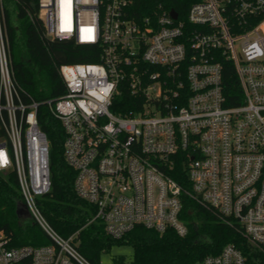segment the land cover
I'll return each instance as SVG.
<instances>
[{"label":"built area","instance_id":"obj_1","mask_svg":"<svg viewBox=\"0 0 264 264\" xmlns=\"http://www.w3.org/2000/svg\"><path fill=\"white\" fill-rule=\"evenodd\" d=\"M46 35L95 47L98 60L59 66L64 93L25 100L9 56L0 0V172L13 169L30 219L47 245H9L0 264H93L61 236L37 199L51 187L49 141L38 122L46 105L64 130L63 153L89 222L112 238L142 225L188 232L184 197L236 224L264 254V0H196L183 20L160 7L138 17L134 0H39ZM240 99L228 103L222 62ZM135 99L119 114L113 97ZM180 166L185 184L172 173ZM195 264H246L226 244Z\"/></svg>","mask_w":264,"mask_h":264},{"label":"trees","instance_id":"obj_2","mask_svg":"<svg viewBox=\"0 0 264 264\" xmlns=\"http://www.w3.org/2000/svg\"><path fill=\"white\" fill-rule=\"evenodd\" d=\"M9 1L16 6V20L11 19L3 2L4 26L11 67L23 90V98L40 102L64 93L59 66L95 62L98 60L96 48L48 37L39 16V0ZM194 1L134 0V8L138 17L153 15L160 7L173 8L185 20ZM222 67L224 91L228 103L234 104L240 99L236 75L230 63L223 61ZM112 102L115 111L124 115L135 105V99L124 88ZM38 122L49 141L51 178L50 190L37 199L38 205L57 233L65 238L71 236L77 250L91 263L101 264V257L108 255L110 264H195L231 243L241 250L246 264H264V254L245 238L236 224L222 221L216 210L190 197L183 198L181 210V217L188 227L186 235L179 236L173 230L158 233L137 225L121 237H110L102 223L89 222L94 207L74 191L75 171L64 158V130L60 121L52 116L46 105H41ZM172 175L185 184L180 166ZM22 208L24 203L15 171L0 172V229L9 238V245L50 244V239L29 216L18 213ZM122 246L131 248L129 256L112 253L113 248Z\"/></svg>","mask_w":264,"mask_h":264},{"label":"rangeland","instance_id":"obj_3","mask_svg":"<svg viewBox=\"0 0 264 264\" xmlns=\"http://www.w3.org/2000/svg\"><path fill=\"white\" fill-rule=\"evenodd\" d=\"M3 2L6 8L8 9V11L10 12L11 19L14 20L16 18V6L9 0H4ZM112 253L113 254H124L125 256H129L131 253V248L128 246L116 247V248H113ZM101 264H110V259L108 255H103L101 257Z\"/></svg>","mask_w":264,"mask_h":264},{"label":"water","instance_id":"obj_4","mask_svg":"<svg viewBox=\"0 0 264 264\" xmlns=\"http://www.w3.org/2000/svg\"><path fill=\"white\" fill-rule=\"evenodd\" d=\"M169 13H170V15L172 17H176L177 16V12L173 8L170 9ZM18 213L21 214V215H27L28 216V211L26 209H24V208L20 209L18 211Z\"/></svg>","mask_w":264,"mask_h":264}]
</instances>
